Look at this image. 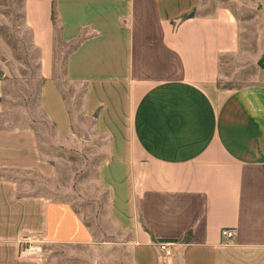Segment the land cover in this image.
Masks as SVG:
<instances>
[{
    "label": "crops",
    "instance_id": "0c3cea01",
    "mask_svg": "<svg viewBox=\"0 0 264 264\" xmlns=\"http://www.w3.org/2000/svg\"><path fill=\"white\" fill-rule=\"evenodd\" d=\"M202 4L23 1L19 35L38 50L42 113L67 148L93 133L105 140L97 184L108 224L97 232L73 205L38 192L32 178H54L57 161L31 124L0 126V264H48L20 254L25 237L110 248L123 264H264V49L250 51L229 0L207 13ZM59 38L75 44L65 72L93 122L83 136L57 77ZM248 68L244 83L223 81ZM4 108L0 78V116ZM223 228L235 229L231 240ZM158 240L180 249L162 260Z\"/></svg>",
    "mask_w": 264,
    "mask_h": 264
},
{
    "label": "rangeland",
    "instance_id": "374dc122",
    "mask_svg": "<svg viewBox=\"0 0 264 264\" xmlns=\"http://www.w3.org/2000/svg\"><path fill=\"white\" fill-rule=\"evenodd\" d=\"M23 1L0 0V78L5 80V108L0 116V126L31 124L36 128L43 153L55 159L58 166L54 178H32V181L39 183L36 190L57 202L73 205L85 215L87 222L95 225L98 232L101 226L108 224L105 216L107 194L101 192L97 184L98 165L104 158L105 140L93 133L89 142H83L81 148H67L62 145L63 141L57 137L52 123L42 113L39 101L41 79L38 76V50L32 44L31 35H19L23 28ZM227 1L203 0V6L199 10L211 12L219 3ZM229 2L245 26L243 33L252 35L250 51L253 54L260 52L264 49V15L260 14L259 0ZM191 14L193 12L188 13ZM57 42L60 45L57 77L74 114L77 131L83 136L85 132L88 134V131H93V122L85 119L80 112L83 87L70 82L65 72L66 55L75 44H67L60 38ZM249 72H252V68L246 72L239 71L235 76L228 73L230 78H223V81L244 83ZM174 74L173 71L152 73L160 78ZM155 243L154 250L160 257ZM180 244L181 242H176L175 254L179 251ZM41 249V253L36 256L45 259L48 264H123V257L117 258L110 248L106 250L98 246L50 243L44 244Z\"/></svg>",
    "mask_w": 264,
    "mask_h": 264
},
{
    "label": "built area",
    "instance_id": "2783aa9c",
    "mask_svg": "<svg viewBox=\"0 0 264 264\" xmlns=\"http://www.w3.org/2000/svg\"><path fill=\"white\" fill-rule=\"evenodd\" d=\"M235 235V229L223 228L222 237L225 241L231 240ZM160 257L163 260H168L175 254L176 242L160 240L155 243ZM42 251L41 246L30 240L29 237H25L21 240V255L35 256Z\"/></svg>",
    "mask_w": 264,
    "mask_h": 264
},
{
    "label": "trees",
    "instance_id": "16d2710c",
    "mask_svg": "<svg viewBox=\"0 0 264 264\" xmlns=\"http://www.w3.org/2000/svg\"><path fill=\"white\" fill-rule=\"evenodd\" d=\"M263 58H264V56L260 59V65L264 67V63H262Z\"/></svg>",
    "mask_w": 264,
    "mask_h": 264
}]
</instances>
